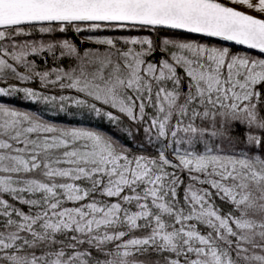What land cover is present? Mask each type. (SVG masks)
Returning a JSON list of instances; mask_svg holds the SVG:
<instances>
[{
  "label": "snow or ice",
  "instance_id": "6c2138e0",
  "mask_svg": "<svg viewBox=\"0 0 264 264\" xmlns=\"http://www.w3.org/2000/svg\"><path fill=\"white\" fill-rule=\"evenodd\" d=\"M0 264H264V0H0Z\"/></svg>",
  "mask_w": 264,
  "mask_h": 264
},
{
  "label": "trees",
  "instance_id": "16d2710c",
  "mask_svg": "<svg viewBox=\"0 0 264 264\" xmlns=\"http://www.w3.org/2000/svg\"><path fill=\"white\" fill-rule=\"evenodd\" d=\"M14 106L18 107L20 110H36L38 106L33 105L22 98H17L14 100ZM46 115L51 116L52 113H47Z\"/></svg>",
  "mask_w": 264,
  "mask_h": 264
}]
</instances>
